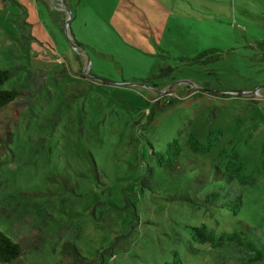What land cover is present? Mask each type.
<instances>
[{"label":"rangeland","instance_id":"1","mask_svg":"<svg viewBox=\"0 0 264 264\" xmlns=\"http://www.w3.org/2000/svg\"><path fill=\"white\" fill-rule=\"evenodd\" d=\"M122 15L148 40L162 21L158 47ZM0 69L23 92L0 109V231L23 247L9 264H241L191 228L264 232V0H0ZM175 139L172 178L155 155ZM233 152L253 179L234 185L238 215L203 204Z\"/></svg>","mask_w":264,"mask_h":264},{"label":"trees","instance_id":"2","mask_svg":"<svg viewBox=\"0 0 264 264\" xmlns=\"http://www.w3.org/2000/svg\"><path fill=\"white\" fill-rule=\"evenodd\" d=\"M75 43L83 47L81 43L77 41ZM13 76L14 71L0 69V86ZM21 95H23V92L18 88L0 89V109L15 102ZM0 141L3 140L0 139ZM6 142L11 144V134ZM187 142L195 153L204 154L210 151V148L204 147L194 135H191ZM182 151L183 148L179 140L175 139L167 144L165 151L155 155L159 167L169 171L172 174V178L180 177L183 174L179 165ZM213 178L216 182L224 183L225 187L208 193L203 200V204L208 209L221 208L238 215L243 208V191L234 187V185L235 183H240L244 186L253 183L252 178L244 176V164L240 155L233 152L227 162L217 164ZM199 183L203 184V180H199ZM191 234L194 242L209 244L215 249H220L223 263L236 261L241 264H248L264 261V232L256 228L245 225L243 231H235L231 234H222L220 237H216L206 226H198L191 228ZM62 253L79 263L82 260L87 261L74 245L68 244L64 246ZM22 254V245L0 231V264L12 263L18 260ZM167 264H183V262L179 255L175 254L173 261Z\"/></svg>","mask_w":264,"mask_h":264},{"label":"crops","instance_id":"3","mask_svg":"<svg viewBox=\"0 0 264 264\" xmlns=\"http://www.w3.org/2000/svg\"><path fill=\"white\" fill-rule=\"evenodd\" d=\"M139 13H141L140 10H139ZM168 15H169V13H168ZM167 19H168V16L165 17L164 21H166ZM149 21H151L150 22V27H149L151 32H152V30L155 32V29H156V32H157V33L156 32L153 33L152 34L153 36L152 37L150 36L151 38H149V40L143 34H141L139 32V31H141L140 28H136V27L133 26L132 19L129 18L128 15L127 16L122 15L121 19L119 20V26L127 32L128 36L132 40H134V43H136V45H138L139 47L143 48L142 44L148 43V41L150 42L149 46L151 44V46L158 47V45H159L158 44V42H159L158 37L160 35H162L161 32L163 31L164 23L162 21L161 22H159V21L156 22L151 17H149ZM166 22H165V24H166ZM167 24L165 26H167ZM120 31H119V33H121Z\"/></svg>","mask_w":264,"mask_h":264},{"label":"water","instance_id":"4","mask_svg":"<svg viewBox=\"0 0 264 264\" xmlns=\"http://www.w3.org/2000/svg\"><path fill=\"white\" fill-rule=\"evenodd\" d=\"M62 5H64L63 3H61ZM70 22H68L67 24H69ZM76 50H79V49H81V50H83L84 52H85V49L83 48V47H81V45L80 46H76V45H74L73 46ZM89 63H88V67H89V64H90V62H91V59H89V61H88Z\"/></svg>","mask_w":264,"mask_h":264},{"label":"flooded vegetation","instance_id":"5","mask_svg":"<svg viewBox=\"0 0 264 264\" xmlns=\"http://www.w3.org/2000/svg\"><path fill=\"white\" fill-rule=\"evenodd\" d=\"M75 45H76V46H79V45H77L76 43H75ZM79 52H80V54H81L82 51H79Z\"/></svg>","mask_w":264,"mask_h":264}]
</instances>
